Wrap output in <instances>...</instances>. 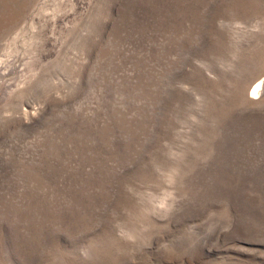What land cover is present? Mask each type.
I'll return each mask as SVG.
<instances>
[{
  "label": "rangeland",
  "instance_id": "1",
  "mask_svg": "<svg viewBox=\"0 0 264 264\" xmlns=\"http://www.w3.org/2000/svg\"><path fill=\"white\" fill-rule=\"evenodd\" d=\"M264 0H0V264H264Z\"/></svg>",
  "mask_w": 264,
  "mask_h": 264
},
{
  "label": "bare ground",
  "instance_id": "2",
  "mask_svg": "<svg viewBox=\"0 0 264 264\" xmlns=\"http://www.w3.org/2000/svg\"><path fill=\"white\" fill-rule=\"evenodd\" d=\"M251 89L253 94H261L264 90V81H262L261 79H257L253 82Z\"/></svg>",
  "mask_w": 264,
  "mask_h": 264
}]
</instances>
